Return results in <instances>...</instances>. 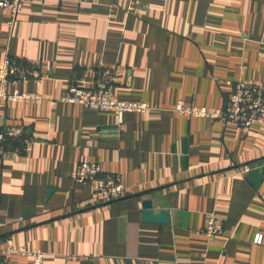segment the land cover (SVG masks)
Instances as JSON below:
<instances>
[{"label":"crops","instance_id":"crops-1","mask_svg":"<svg viewBox=\"0 0 264 264\" xmlns=\"http://www.w3.org/2000/svg\"><path fill=\"white\" fill-rule=\"evenodd\" d=\"M10 20L0 8V65L37 61L44 78L23 86L43 99L5 107L32 144L0 169V249L42 250L44 264H264V127L176 110L225 107L238 80L264 86V0H29ZM105 68L117 98L151 106L123 127L60 100ZM82 161L119 174L127 194L92 204V185L72 178ZM145 199L170 220L144 221ZM211 215L222 236L205 233Z\"/></svg>","mask_w":264,"mask_h":264},{"label":"built area","instance_id":"built-area-1","mask_svg":"<svg viewBox=\"0 0 264 264\" xmlns=\"http://www.w3.org/2000/svg\"><path fill=\"white\" fill-rule=\"evenodd\" d=\"M28 1L0 0V8L11 11V26H14L18 15ZM114 77L115 71L113 69H101L91 85L79 84L76 81L71 83L60 100L111 111L123 127L125 113L145 112L151 106L145 101H127L117 98L113 91ZM43 78L44 74L37 61L30 59L20 61L7 55L0 65V169L9 152L15 154L27 152L32 144V139L24 134L21 127L8 124L5 107L8 102L43 99L40 94L31 93L23 87L31 81L37 82ZM176 110L188 117L196 116L218 120L225 124H236L242 127H250L253 124H260L264 127V86L238 80L228 96L225 107H198L188 105L184 101H178ZM250 169V165H243L238 168L237 172L246 175ZM72 178L77 182H88L92 185L91 203L94 205L107 204L127 194L121 176L106 171L98 162L82 161L78 163ZM205 233L208 236H222L224 234V227L215 215L209 217ZM253 240L256 244H262L264 234L257 232ZM14 251L31 255L32 264H44L45 254L42 250L16 247L12 240H9L7 246L0 249V264H10L9 256Z\"/></svg>","mask_w":264,"mask_h":264},{"label":"water","instance_id":"water-1","mask_svg":"<svg viewBox=\"0 0 264 264\" xmlns=\"http://www.w3.org/2000/svg\"><path fill=\"white\" fill-rule=\"evenodd\" d=\"M52 190L53 188L49 187L48 195L52 192ZM142 207H143L142 217L143 220L146 222L166 223L170 220V211L168 209H163L157 212L153 207V201L151 199H145L142 202Z\"/></svg>","mask_w":264,"mask_h":264}]
</instances>
